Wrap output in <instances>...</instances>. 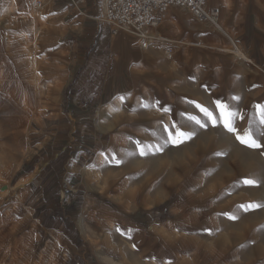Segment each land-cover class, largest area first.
I'll list each match as a JSON object with an SVG mask.
<instances>
[{"label": "rangeland", "instance_id": "obj_1", "mask_svg": "<svg viewBox=\"0 0 264 264\" xmlns=\"http://www.w3.org/2000/svg\"><path fill=\"white\" fill-rule=\"evenodd\" d=\"M45 9L44 0H0V264H47L11 183L33 121L56 113L78 66L76 45L59 23L35 36V14L55 19ZM156 19L157 39L132 70L133 90L110 105L109 147L86 170L91 196L80 226L92 264H264V68L245 48L237 57L235 43L187 10ZM102 27L112 43L121 37L141 49L132 34ZM50 33L61 53L45 63L63 54L58 74L45 69L42 76L61 82L52 113L37 105L23 73L30 61L23 56L46 48ZM12 92L15 102L7 103Z\"/></svg>", "mask_w": 264, "mask_h": 264}, {"label": "crops", "instance_id": "obj_2", "mask_svg": "<svg viewBox=\"0 0 264 264\" xmlns=\"http://www.w3.org/2000/svg\"><path fill=\"white\" fill-rule=\"evenodd\" d=\"M44 1L65 40L76 45L78 66L72 91L56 113L33 121L27 155L11 183L35 222L33 233L47 264H92L80 226L91 196L86 170L109 147L112 133L101 127V110L133 90L132 70L143 50L121 37L112 43L102 27L105 0ZM216 6L222 10V29L216 28L221 39L245 48L264 68V0H209V8Z\"/></svg>", "mask_w": 264, "mask_h": 264}, {"label": "built area", "instance_id": "obj_3", "mask_svg": "<svg viewBox=\"0 0 264 264\" xmlns=\"http://www.w3.org/2000/svg\"><path fill=\"white\" fill-rule=\"evenodd\" d=\"M208 2L209 0H105L104 20L112 29L132 34L139 47L147 49L157 39L151 31L157 15L173 8L187 10L199 22H212L217 29H222L221 8H209ZM239 48L235 44L232 50L237 57L242 54L241 50L244 52L243 48Z\"/></svg>", "mask_w": 264, "mask_h": 264}, {"label": "bare ground", "instance_id": "obj_4", "mask_svg": "<svg viewBox=\"0 0 264 264\" xmlns=\"http://www.w3.org/2000/svg\"><path fill=\"white\" fill-rule=\"evenodd\" d=\"M230 4V3H229ZM233 4V3H232ZM234 5V4H233ZM47 6V5H46ZM223 7V6H222ZM50 9V8H49ZM226 10V9H225ZM45 11H47V7H46V9L44 10V12ZM49 14V13H48ZM225 15V14H224ZM42 18H43V15L42 14H35L30 20H32V22H31V26L35 29V36L38 38V37H40V36H42V34H44V29L46 28L45 26H43V25H48V27L50 28V27H53L54 26V18L53 19H46L47 21H43L42 20ZM227 18V17H226ZM224 19V18H223ZM56 20V19H55ZM157 20V19H156ZM155 24H159V23H155ZM224 24V23H223ZM162 25V24H161ZM224 28V27H223ZM1 29V28H0ZM55 32V31H54ZM53 32V33H54ZM57 33V32H56ZM153 34V33H152ZM155 35V34H154ZM45 36V35H44ZM51 36H53V35H51V33L49 34V42H50V44L49 45H52V47L50 48L49 47V45L47 46V44H46V48L44 47V48H42V49H44L43 51H42V49L39 51V50H37V52H34L33 54H32V52L31 53H27V54H25V56H23V57H25V61H28V59H30V61H28V63H27V65H26V62H25V66L26 67H24V69H23V73H25L26 72V75L28 76V82L29 83H31L32 84V88H33V90L37 93L36 95H37V97H38V99H37V102H38V104L37 105H41V106H46L47 108H48V110H49V113H52L54 110H57L58 109V107L56 106L57 105V89L59 90V88H60V84H61V82H59L58 84H56L55 82H53V84H47V79H44V78H42V76H43V72H44V70L45 69H48L49 70V72L50 73H52L54 76L56 75V74H58V72H59V69L60 68H62L61 66V60H63V54L61 55V59L56 63V62H54V63H51L50 65H47L46 63H45V58H48L49 56H51L53 59H55V57L57 56V55H60V53H61V49H60V47L59 46H57V44H56V39L54 38L53 40L51 39ZM42 38V37H41ZM180 43V42H179ZM27 47V46H26ZM37 48V47H36ZM50 48V49H49ZM45 49H47L46 51H45ZM33 50V49H32ZM153 52V51H152ZM241 53V52H240ZM172 57V56H171ZM58 58V57H57ZM48 62V61H47ZM65 63V62H64ZM172 64H174L173 62H172ZM60 67V68H59ZM174 68V67H173ZM2 71V70H1ZM4 71V70H3ZM2 71V72H3ZM24 78V77H23ZM17 84V83H16ZM9 95V96H8ZM4 97H6L4 100L7 102V103H14L15 102V94H13V92L11 93V94H6V95H4ZM56 101V102H55ZM23 102H24V105H29L30 104V99H29V97L28 96H26V97H24L23 98ZM56 106V107H55ZM3 107V106H2ZM6 107V106H5ZM7 108H10V107H8L7 106ZM39 109V108H38ZM15 111V110H14ZM17 112V111H16ZM55 112V111H54ZM111 112H112V107L109 105L108 107H105V108H103L102 110H101V116H102V119H103V121L101 122V127L102 128H104V129H108V130H110L111 131V133H113L112 131H113V129H112V125H110L108 122H109V120H110V117H111ZM11 113V112H10ZM11 115V114H10ZM20 115V114H19ZM38 116L39 115H33V117H35V118H38ZM8 117V116H7ZM7 117H5V119L7 118ZM11 117V116H10ZM32 117V116H31ZM8 119V118H7ZM1 120H3V119H1ZM16 120V119H15ZM40 120V119H39ZM1 123H2V121H1ZM12 123V122H11ZM1 125V124H0ZM4 126H6V124H4L3 125V127ZM1 127V126H0ZM7 127V129L6 130H8V129H11V126H10V128H8V126H6ZM1 129V128H0ZM4 130V129H3ZM105 131V130H104ZM108 132V131H107ZM11 133V132H10ZM31 133V132H30ZM2 134H4V132H2ZM12 134V133H11ZM1 135V134H0ZM10 135V134H9ZM2 136V135H1ZM6 136V135H5ZM13 136V135H12ZM3 137H4V135H3ZM10 137V136H9ZM6 139H8V135H7V138ZM0 142H2V141H0ZM11 142V141H10ZM3 143V142H2ZM2 143L0 144L1 146H2ZM5 143H3V145H4ZM1 146H0V148H1ZM5 146H6V144H5ZM4 146V147H5ZM9 146V145H8ZM4 147H2V149L4 148ZM5 148H7V147H5ZM2 149H1V151H2ZM3 152H5L4 150H3ZM1 154H2V152H1ZM7 154V152L5 153V155H3V156H7L6 155ZM2 156V155H1ZM9 157V156H8ZM5 158V157H4ZM25 159V158H24ZM7 160V159H6ZM11 160V159H10ZM3 161H5L4 159H3ZM7 162V161H6ZM6 162H4L5 164H6ZM9 163V162H8ZM18 163V162H17ZM17 165H19V164H17ZM16 166V165H15ZM14 166V169L16 168ZM20 166V165H19ZM18 166V167H19ZM1 167H3V166H1ZM17 167V168H18ZM17 168H16V170H17ZM15 170V171H16ZM14 171V172H15ZM19 171V170H18ZM13 172V173H14ZM12 177V176H11ZM2 178V177H1ZM8 181V180H7ZM9 183V182H8ZM122 184V183H121ZM3 185V184H2ZM1 185V186H2ZM21 185V184H20ZM121 187H122V185H121ZM6 188V187H5ZM116 188V194L118 193L119 194V191H120V188L118 187H115ZM123 192V191H122ZM121 193V192H120ZM117 194V195H118ZM124 194V193H123ZM122 194V195H123ZM112 195V194H111ZM115 195V194H114ZM121 195V194H120ZM121 195V196H122ZM114 197V196H113ZM124 197V196H123ZM112 198V197H111ZM115 198V197H114ZM114 198H112V200L114 199ZM126 198V197H125ZM116 199H119V198H117L116 197ZM116 201V200H115ZM118 201V200H117ZM10 209H12V208H10ZM131 209V208H130ZM9 210V209H8ZM11 211V210H10ZM134 211V210H133ZM88 212V211H87ZM10 213V212H9ZM8 213V214H9ZM129 213H135V212H129ZM6 214V213H5ZM3 215V214H2ZM8 216V215H7ZM6 217V216H5ZM111 220V219H110ZM1 230V229H0ZM37 232V231H36ZM1 233V232H0ZM3 237V236H2ZM8 239V238H7ZM126 241V240H125ZM11 242V241H10ZM11 248V247H10ZM9 251V250H8ZM119 256V255H118ZM126 260V259H125ZM8 262V261H7ZM129 262V261H128ZM127 261H126V264L128 263ZM121 263H123V262H121ZM153 264V263H152Z\"/></svg>", "mask_w": 264, "mask_h": 264}, {"label": "snow or ice", "instance_id": "obj_5", "mask_svg": "<svg viewBox=\"0 0 264 264\" xmlns=\"http://www.w3.org/2000/svg\"><path fill=\"white\" fill-rule=\"evenodd\" d=\"M202 111H204L207 115H209V116H211L212 114L210 113V112H208L207 111V109H201ZM230 115V114H229ZM197 123H199V121H197ZM226 126H228V125H226ZM230 130H232L231 128H230ZM181 135H184L183 133H181ZM253 145H254V142H253ZM255 146V145H254Z\"/></svg>", "mask_w": 264, "mask_h": 264}]
</instances>
